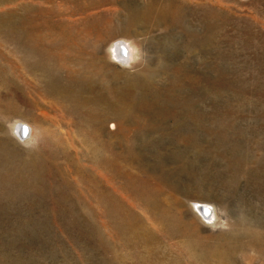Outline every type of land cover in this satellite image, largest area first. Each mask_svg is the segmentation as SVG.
I'll list each match as a JSON object with an SVG mask.
<instances>
[{
  "label": "rangeland",
  "instance_id": "374dc122",
  "mask_svg": "<svg viewBox=\"0 0 264 264\" xmlns=\"http://www.w3.org/2000/svg\"><path fill=\"white\" fill-rule=\"evenodd\" d=\"M3 1L0 264H264V0ZM119 38L146 62H110ZM38 61L98 103L101 131Z\"/></svg>",
  "mask_w": 264,
  "mask_h": 264
},
{
  "label": "bare ground",
  "instance_id": "6f19581e",
  "mask_svg": "<svg viewBox=\"0 0 264 264\" xmlns=\"http://www.w3.org/2000/svg\"><path fill=\"white\" fill-rule=\"evenodd\" d=\"M3 1V0H2ZM7 1V0H6ZM31 1V0H30ZM64 1V0H63ZM77 1V0H76ZM81 1V0H80ZM90 1V0H89ZM88 1V3L90 4V2ZM96 1V0H95ZM107 1V0H106ZM105 1V2H106ZM3 2H5V1H3ZM32 2V1H31ZM33 2H34V0H33ZM84 2H86V1H84ZM92 2H93V0H92ZM6 3V2H5ZM36 3V2H35ZM67 3H69V2H67ZM16 4V3H15ZM32 4V3H31ZM56 4V3H55ZM70 4V3H69ZM68 4V5H69ZM72 4V3H71ZM77 4V3H76ZM95 4V3H94ZM18 5V4H17ZM22 5V4H21ZM61 5V4H60ZM53 6V5H52ZM67 6V5H66ZM89 6H91V4L89 5ZM95 6V5H94ZM22 7V6H21ZM56 7H57V5H56ZM63 7V6H62ZM73 7V6H72ZM71 7V8H72ZM76 7V6H75ZM16 8V7H15ZM30 8V7H29ZM66 8V7H65ZM89 8V7H88ZM18 9V8H17ZM20 9V8H19ZM31 9H32V7H31ZM63 9H64V7H63ZM63 9H61V10H63ZM76 9H79V8H77L76 7ZM85 9V8H84ZM24 10V9H23ZM45 10V9H44ZM59 10H60V8H59ZM65 10V9H64ZM63 10V11H64ZM75 10V9H74ZM80 10V9H79ZM82 10V9H81ZM5 11H7V10H5ZM84 11V10H83ZM92 11H93V9H92ZM91 11V12H92ZM117 11V10H116ZM10 12H11V10H10ZM51 12V11H50ZM54 12V11H53ZM52 12V13H53ZM67 12V11H66ZM65 12V13H66ZM88 12V11H87ZM15 13V12H14ZM29 13V12H28ZM57 13V12H56ZM76 13H77V11H76ZM81 13L82 12H80V15H81ZM85 13V12H84ZM101 13V12H100ZM146 13V12H145ZM148 13V12H147ZM0 14H2V13H0ZM10 14H13V13H10ZM16 14H17V12H16ZM51 14V13H50ZM57 14H59V11H58V13ZM56 14V16H59V15H57ZM69 14V13H68ZM87 14V13H86ZM86 14H82V15H86ZM89 14V13H88ZM112 14H113V11H112ZM144 14V13H143ZM21 15H22V13H21ZM64 15V14H63ZM76 15V14H75ZM93 15V14H92ZM97 15V14H96ZM18 16V15H17ZM55 16V15H54ZM54 16H52V18L54 17ZM77 16V15H76ZM90 16V15H89ZM94 16V15H93ZM104 16V15H103ZM110 16V15H109ZM1 17V16H0ZM2 17H4V16H2ZM49 17H50V15H49ZM95 17V16H94ZM18 18V17H17ZM20 18V17H19ZM29 18V17H28ZM51 17H50V20L52 19ZM87 18V17H86ZM89 18V17H88ZM91 18V17H90ZM1 19V18H0ZM3 19V18H2ZM7 19V18H6ZM78 19V18H77ZM92 19H93V17H92ZM152 19V18H151ZM12 20V19H11ZM16 20V19H15ZM18 20V19H17ZM22 20V19H21ZM54 20V19H53ZM52 20V21H53ZM81 20H82V18H81ZM90 20V19H89ZM122 20V19H121ZM132 20V19H131ZM7 21V20H6ZM62 21V20H61ZM92 21V20H91ZM100 21H101V19H100ZM103 21V20H102ZM9 22V21H8ZM12 22V21H11ZM27 23H28V21H26ZM55 22V21H54ZM56 22H57V20H56ZM83 22V21H82ZM85 22V21H84ZM130 22V21H129ZM133 22V21H132ZM163 22V21H162ZM95 23V22H94ZM98 23H100V22H98ZM135 23V22H134ZM4 24V23H3ZM70 24V23H69ZM85 24H87V23H85ZM90 24V23H89ZM107 24V23H106ZM124 24V23H123ZM136 24V23H135ZM94 25V24H93ZM105 25V24H104ZM126 25V24H125ZM124 25V26H125ZM128 25V24H127ZM129 25H131V24H129ZM128 25V26H129ZM142 24H140L139 26H141ZM1 26V25H0ZM21 26V25H20ZM23 26V25H22ZM85 26V25H84ZM96 26H98V25H96ZM103 26V25H102ZM11 27V26H10ZM10 27H9V29H10ZM16 27V26H15ZM77 27V26H76ZM120 27V26H119ZM135 27V26H134ZM137 27V26H136ZM2 28V27H1ZM18 28H20V27H18ZM27 28V27H26ZM30 28V27H29ZM66 28H68V27H66ZM65 28V29H66ZM70 28V27H69ZM93 28V27H92ZM121 28H122V26H121ZM126 28V27H125ZM129 28V27H128ZM133 28V27H132ZM17 29V28H16ZM76 29V28H75ZM130 29V28H129ZM7 30V29H6ZM12 30V29H11ZM14 30V29H13ZM22 30H23V28H22ZM21 30V31H22ZM26 30V29H25ZM30 30V29H29ZM28 30V31H29ZM36 30V29H35ZM123 30V29H122ZM128 30V29H127ZM136 30V29H135ZM9 31V30H8ZM66 31V30H65ZM64 31V32H65ZM73 31V30H72ZM81 31H82V29H81ZM80 31V32H81ZM87 31V30H86ZM91 30H89V32H90ZM102 31V30H101ZM117 31H119V30H117ZM3 32V31H2ZM27 32V31H26ZM50 32V31H49ZM88 32V31H87ZM93 32V31H92ZM124 32H125V30H124ZM91 33V32H90ZM5 34V33H4ZM7 34V33H6ZM9 34H11V33H9ZM21 34V33H20ZM31 34V33H30ZM29 34V35H30ZM72 34V33H71ZM88 34V33H87ZM100 34V33H99ZM42 35V34H41ZM40 35V37H42ZM63 35V34H62ZM50 36V35H49ZM48 36V37H49ZM93 36H94V34H93ZM92 36V37H93ZM63 37V36H62ZM36 38H38V37H36ZM91 38V37H90ZM96 38V37H95ZM11 39V38H10ZM17 39V38H16ZM19 39V38H18ZM50 39V38H49ZM120 39V38H119ZM118 40V39H117ZM129 40H130V38H129ZM10 41V40H9ZM60 41V40H59ZM63 41V40H62ZM94 41V40H93ZM98 41H99V39H98ZM114 41H116V39L114 40ZM133 41V40H132ZM12 42V41H11ZM19 42V41H18ZM49 42H50V40H49ZM56 42V41H55ZM96 42V41H95ZM16 43V42H15ZM64 43V42H63ZM77 43V42H76ZM110 44H112V43H110ZM136 44V43H135ZM49 45V44H48ZM19 46V45H18ZM70 47V45H68L67 44V47ZM55 47V46H54ZM21 48V47H20ZM40 49V48H39ZM95 49V48H94ZM63 51V50H62ZM26 52V51H25ZM28 53H30V52H28ZM40 53V52H39ZM60 53H62V52H60ZM109 53V52H108ZM107 53V54H108ZM38 54V53H37ZM116 56L118 57V58H121L122 56H123V51H122V49H117V51H116ZM93 55V54H92ZM91 56V55H90ZM68 56H66V58H67ZM92 57V56H91ZM109 57V56H108ZM24 58V57H23ZM37 58V57H36ZM65 58V57H64ZM38 59V58H37ZM69 59V58H68ZM72 59V58H71ZM67 60V59H66ZM80 61V60H79ZM25 62V61H24ZM53 62V61H52ZM74 62V61H73ZM92 62V61H91ZM34 63V62H33ZM58 63V62H57ZM36 65L38 66V68L41 70V72H42V74H43V78L46 80V90H48V91H54V92H57V90H59L60 91V93H62V99H66V97H68V96H70L71 95V99L73 100V102L74 103H72L73 105H71L70 107H69V109H70V111H72L73 113H75V114H77L80 118H81V120H84V122L85 123H88L89 122V120H90V122H97L96 123V126H95V131L97 130V129H99V128H101V127H103V125H104V123H105V121H106V119H107V117H105V116H103V114H102V112L100 113V108L101 107H99V105H98V103H89V102H87L86 100H83V101H81L79 98H78V96L76 95V93H71V89L72 88H70V87H68V85L70 84H68V83H64V82H62V80H61V77H59L58 79H56L55 77H54V73H55V70H53V68L51 67V66H49L48 65V63L46 62L45 63V61L44 62H41V61H38V62H36ZM35 65V66H36ZM70 65V64H69ZM74 65V64H73ZM57 66V65H56ZM60 66V65H59ZM62 66V65H61ZM65 67V66H64ZM59 68H61V67H59ZM81 68V67H80ZM83 68V67H82ZM90 68V67H89ZM92 68V67H91ZM104 68V67H103ZM65 69H66V67H65ZM68 69V68H67ZM110 69V68H109ZM75 70V69H74ZM90 70V69H89ZM111 70V69H110ZM36 71V70H35ZM78 71V70H77ZM83 71V70H82ZM86 72V71H85ZM60 72L58 71V74H59ZM62 73V72H61ZM70 73H71V75H72V72L70 71ZM64 74V73H63ZM57 75V74H56ZM55 75V76H56ZM83 75V74H82ZM88 76V75H87ZM86 76V77H87ZM145 76V75H144ZM147 76V75H146ZM67 77V76H66ZM65 78V77H64ZM106 78V77H105ZM96 79V78H95ZM59 80V81H58ZM76 80V79H75ZM74 80V81H75ZM91 81V80H90ZM140 81V80H139ZM60 82V83H59ZM70 82V81H69ZM85 82V81H84ZM110 82H108L107 84H109ZM73 84V83H72ZM84 84V83H83ZM95 85H96V83H94ZM128 84H131V82H129V83H127V85ZM136 84V83H135ZM87 85V84H86ZM91 85V84H90ZM124 87V86H123ZM101 89V88H100ZM100 89H99V91H100ZM103 89H105V88H103ZM103 89H101V90H103ZM106 89H107V87H106ZM114 89V88H113ZM117 89V88H116ZM120 90V89H119ZM124 90V89H123ZM78 91L80 92V90L78 89ZM78 92V93H79ZM116 92V91H115ZM115 92H113V93H115ZM121 92V91H120ZM119 92V93H120ZM123 92V91H122ZM121 92V93H122ZM47 93V92H46ZM58 93V92H57ZM60 93H58V94H60ZM81 93V92H80ZM84 93H85V91H84ZM103 93V92H102ZM50 94V93H49ZM53 94V93H52ZM56 94V93H55ZM105 94H107V93H105ZM105 94H104V96H105ZM109 94V93H108ZM107 94V95H108ZM118 94V93H117ZM88 95V94H87ZM96 95V94H95ZM115 95V94H114ZM60 96V95H59ZM60 96V97H61ZM103 96V95H102ZM120 96H121V94H120ZM59 97V98H60ZM92 97V96H91ZM122 97V96H121ZM69 98V97H68ZM93 98V97H92ZM113 98V97H112ZM111 98V100H114V99H112ZM87 99V98H86ZM89 99V98H88ZM97 99V98H96ZM96 99H94V101L96 100ZM101 99V98H100ZM105 99V98H104ZM60 100V99H59ZM64 100H62V101H64ZM72 100L71 101H69V102H72ZM90 100H92V99H90ZM106 100V99H105ZM104 100V101H105ZM110 100V101H111ZM61 101V100H60ZM68 101V100H67ZM89 101V100H88ZM109 101V102H110ZM103 102V101H102ZM112 102H114V101H112ZM68 103V102H67ZM107 103V102H106ZM57 104H60V102L59 103H57ZM70 104V103H69ZM108 104V103H107ZM110 104V103H109ZM106 105V104H105ZM113 105V104H112ZM112 105H110V107L109 108H107V110L109 111V113L111 112L112 113V111L114 110V109H116L115 108V106H114V108L113 107H111ZM69 105H67L66 106V108L68 107ZM107 106V105H106ZM61 107H64V106H61ZM103 107V106H102ZM68 109V110H69ZM100 109V110H99ZM71 113V112H70ZM108 113V112H107ZM114 113V112H113ZM111 115H114V114H111ZM108 116V115H107ZM109 117V116H108ZM27 125H29V124H27ZM92 126H93V124H92ZM112 126V125H111ZM105 127V126H104ZM33 128H35V127H33V126H31V125H29V127H28V129L26 130V131H23V133H20L19 134V136H20V138H23L24 136H26L27 137V141L28 140H30L33 136L32 135H36V134H33ZM116 128V127H115ZM103 129V128H102ZM114 129V128H113ZM92 130V129H91ZM90 129H88V132H85V136L86 137H88V134L90 135V138L92 137L91 136V133H92V131H91ZM100 130V129H99ZM91 131V132H90ZM101 131V130H100ZM103 131V130H102ZM27 132H28V134H27ZM94 133V132H93ZM99 135H100V132H97ZM105 133V132H104ZM25 137V138H26ZM95 137V136H94ZM93 137V138H94ZM58 138V137H57ZM86 139V138H85ZM200 203V202H199ZM194 209H195V211H197V212H199V214H201V217H203L206 221L208 220V219H213L216 215H214L215 213H213V212H211L212 210H210V208L208 207V206H204V205H201V204H196L194 207H193ZM216 218H217V216H216ZM210 219V220H211ZM218 221V220H217ZM212 222V221H211ZM206 223V222H205ZM215 223V222H214ZM171 226V225H170ZM191 241V240H190ZM190 247V246H189Z\"/></svg>",
  "mask_w": 264,
  "mask_h": 264
},
{
  "label": "clouds",
  "instance_id": "9594fccd",
  "mask_svg": "<svg viewBox=\"0 0 264 264\" xmlns=\"http://www.w3.org/2000/svg\"><path fill=\"white\" fill-rule=\"evenodd\" d=\"M122 49L123 56L118 58L116 56L117 49ZM107 51L109 52V61L112 63L118 64L120 67L132 70L134 65L145 61L147 58V53L137 47L134 41L127 40L125 38H120L116 41H113L112 44L109 45ZM5 126L8 130V134L19 139V134L21 131H26L28 129V125L26 122L16 119L12 121H8L5 119ZM25 148H36L38 146V138L32 139L31 142L20 141ZM206 226L212 228V222L208 221ZM214 230V229H213Z\"/></svg>",
  "mask_w": 264,
  "mask_h": 264
}]
</instances>
